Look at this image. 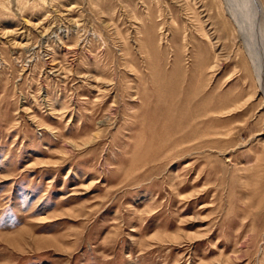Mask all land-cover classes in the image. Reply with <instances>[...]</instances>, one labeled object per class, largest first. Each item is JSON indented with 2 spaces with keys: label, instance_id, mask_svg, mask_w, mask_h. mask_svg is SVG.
<instances>
[{
  "label": "rangeland",
  "instance_id": "374dc122",
  "mask_svg": "<svg viewBox=\"0 0 264 264\" xmlns=\"http://www.w3.org/2000/svg\"><path fill=\"white\" fill-rule=\"evenodd\" d=\"M251 4L0 0V264H264Z\"/></svg>",
  "mask_w": 264,
  "mask_h": 264
},
{
  "label": "bare ground",
  "instance_id": "6f19581e",
  "mask_svg": "<svg viewBox=\"0 0 264 264\" xmlns=\"http://www.w3.org/2000/svg\"><path fill=\"white\" fill-rule=\"evenodd\" d=\"M246 1V0H245ZM249 1V0H248ZM251 2H252V4L253 5H255L256 7H257V10H261V16H262V18H264V10H263V7H262V5H261V2H260V0H250ZM252 4H251V6H252ZM252 9H253V7H252ZM233 12H231V14H232ZM236 14V13H235ZM233 16V15H232ZM231 16V17H232ZM233 19V18H232ZM236 20V19H235ZM238 22L240 21V20H237ZM241 22V21H240ZM237 23V22H236ZM242 24V23H241ZM243 25V24H242ZM237 26H238V24H237ZM245 30V29H244Z\"/></svg>",
  "mask_w": 264,
  "mask_h": 264
}]
</instances>
